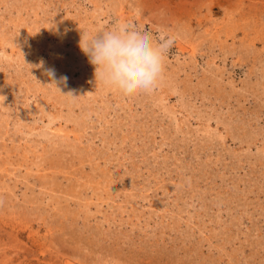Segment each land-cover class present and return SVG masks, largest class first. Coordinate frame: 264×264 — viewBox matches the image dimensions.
Returning a JSON list of instances; mask_svg holds the SVG:
<instances>
[{
    "label": "rangeland",
    "instance_id": "obj_1",
    "mask_svg": "<svg viewBox=\"0 0 264 264\" xmlns=\"http://www.w3.org/2000/svg\"><path fill=\"white\" fill-rule=\"evenodd\" d=\"M137 14L151 94L81 48ZM0 264H264V0H0Z\"/></svg>",
    "mask_w": 264,
    "mask_h": 264
},
{
    "label": "clouds",
    "instance_id": "obj_2",
    "mask_svg": "<svg viewBox=\"0 0 264 264\" xmlns=\"http://www.w3.org/2000/svg\"><path fill=\"white\" fill-rule=\"evenodd\" d=\"M178 35H155L137 14L91 37L82 34L81 48L95 66L97 81L133 94H151L165 78L166 56ZM49 75L54 72L49 70Z\"/></svg>",
    "mask_w": 264,
    "mask_h": 264
},
{
    "label": "bare ground",
    "instance_id": "obj_3",
    "mask_svg": "<svg viewBox=\"0 0 264 264\" xmlns=\"http://www.w3.org/2000/svg\"><path fill=\"white\" fill-rule=\"evenodd\" d=\"M183 49H186V48L183 47Z\"/></svg>",
    "mask_w": 264,
    "mask_h": 264
}]
</instances>
